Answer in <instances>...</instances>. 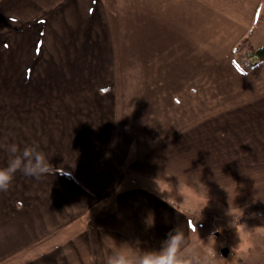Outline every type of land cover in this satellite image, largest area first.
<instances>
[{
	"label": "crops",
	"instance_id": "0c3cea01",
	"mask_svg": "<svg viewBox=\"0 0 264 264\" xmlns=\"http://www.w3.org/2000/svg\"><path fill=\"white\" fill-rule=\"evenodd\" d=\"M65 1L61 22L47 34L45 19H38L32 54L22 52L32 62L10 69L0 167L10 159L4 144H38L53 173L34 179L18 172L9 190L0 192V264H105L113 241L156 250L178 227L199 257L188 201L202 198L226 209L264 201V91H242V78L238 94L221 81L216 95L192 96L207 85L209 71L205 59L195 60L214 50L230 69L236 60L258 88L264 58L242 63L236 56L234 44L245 34L230 37L224 30L215 39L208 31L194 32L191 19L156 17L153 24L181 30L171 26L161 41L155 32L145 34L153 50L138 49L130 69L118 63L105 13H98L101 26L92 19L100 0ZM175 2L218 9L217 17L197 20L205 25L253 24L264 6V0ZM76 21L85 22L84 30L64 33L61 23ZM199 66L204 73L193 82Z\"/></svg>",
	"mask_w": 264,
	"mask_h": 264
},
{
	"label": "rangeland",
	"instance_id": "374dc122",
	"mask_svg": "<svg viewBox=\"0 0 264 264\" xmlns=\"http://www.w3.org/2000/svg\"><path fill=\"white\" fill-rule=\"evenodd\" d=\"M153 1L154 0H100V8L97 7V9L93 10L91 13L92 19L96 17L94 21H97L96 24L98 26H101L97 19L100 14L99 11L101 10L105 13V19L107 21L105 29L106 32L108 30L111 32L112 45L117 55L118 63L131 65L129 66L130 69L135 68L138 62L137 59L140 58L138 49L141 48L140 50L144 52V48H147V50L149 49L151 52L150 49L153 48L152 41L147 39L149 37L145 36V34L152 35V33L155 32L157 33L155 37L159 40L169 36V28L174 26V24L169 25L168 23L161 22L159 24H153L152 20L156 17H159L162 22H166L164 20L165 18L167 20H176L180 18L191 19L194 21L193 31L195 32L200 29L208 31L210 38L216 39L219 33L226 30L223 32L225 36L231 35L230 37H234L236 34H245L244 37H248L255 48L264 44V17L257 18L256 23L253 24L205 25L201 23L203 19L210 18L212 15L217 17L219 14L218 9L210 7L204 8L205 6H203V9L195 6L193 8H185L180 6L175 0H171V8H169L167 0H155L158 4L153 7ZM184 1L190 2V0ZM203 3L206 4L205 2ZM67 5L68 2L65 0H0L1 125L8 122L7 105L9 100V80L12 63L15 68L17 67L16 65L20 67L25 61L32 62V59L27 60L26 58L32 54L30 50L31 37L35 32L38 33V30L41 29V21L38 22V19H45V23L42 22V25H44L43 28H45L44 30L47 34L48 31H51V25L55 24V22H61L58 12L61 13L60 10L66 9ZM86 7V5H83L79 9H82L81 12H85ZM80 14L81 13H79V15ZM242 16L239 15V18ZM81 19H84V16H81ZM198 19L201 22L197 21ZM96 24L90 23L89 28L92 26V30H94L93 28L97 27ZM177 26V24L174 26L176 31L181 30L180 27ZM61 27L65 29L64 33L76 32L79 34L84 30L85 22L83 21L80 23L76 21L75 25L71 23H61ZM96 30H99V27L96 28ZM138 31L144 33V35H142V41L137 39ZM49 41L50 43L56 42L52 37ZM238 42L239 40L234 46ZM11 43H13V45ZM162 43L167 44L168 40H162ZM223 45L225 47V44ZM52 47L55 48V45ZM26 48L29 52L25 51ZM213 51L214 50L204 51L203 54L205 55L202 58L200 55L199 59L195 60V62L199 64L200 62L203 63V59H205V62L209 66V71L206 74L208 79L207 85L203 84L202 87L198 85L195 88V93H192V96L216 95L218 92L222 91V89L219 88L221 81L222 83L229 84L230 89H234L235 94H238V87H240L242 78H244L243 80L245 83L242 84V91L246 90L248 94H258L264 91V74L257 77L258 88H252L250 82H254V79L250 81L247 79L244 72L238 67V62L236 60L230 69L227 67L228 65L221 64L217 61L218 56L216 58V52ZM22 52H27L28 56L22 55ZM236 56L241 57L242 63L246 60L247 62L255 63V61L258 60L254 55L248 57L247 52L242 53L240 50L236 53ZM45 57L46 55L42 57V63ZM133 73L134 72L130 71V75ZM202 73L204 72H201V67H196L192 74V81L194 80L193 82H195L197 79L199 81L202 77ZM187 83L192 86L191 82H186V84ZM189 85L187 84L188 88ZM196 85L194 84V86ZM228 90L229 89H226V92ZM223 188L226 187H220L218 189L223 192ZM195 201L196 203L193 201H188L186 203V205L188 204V206L191 207V209L187 207L186 212L190 216L192 224L196 227L194 230H198L193 232V239H195L196 236L199 240L198 246H195L194 250H196V254H198L200 258H204V249L206 247L213 246L217 254V264H264V215L251 216L247 213V210L252 205L261 201L254 204L250 203L242 207H233L232 209H226L229 207L225 208L224 206L217 205L218 203L214 201H207L202 198H195ZM216 201L218 202L219 200ZM195 206L199 208V210H197Z\"/></svg>",
	"mask_w": 264,
	"mask_h": 264
},
{
	"label": "clouds",
	"instance_id": "9594fccd",
	"mask_svg": "<svg viewBox=\"0 0 264 264\" xmlns=\"http://www.w3.org/2000/svg\"><path fill=\"white\" fill-rule=\"evenodd\" d=\"M10 159L4 167H0V192H7L19 172L34 179H40L53 173L50 158L40 149L38 144L27 145L22 149L16 143L3 145ZM113 249L105 264H217V254L212 247L204 249V260L194 255L187 247L186 236L179 227L168 234L161 247L156 250L142 251L137 246L121 244L113 241Z\"/></svg>",
	"mask_w": 264,
	"mask_h": 264
},
{
	"label": "trees",
	"instance_id": "16d2710c",
	"mask_svg": "<svg viewBox=\"0 0 264 264\" xmlns=\"http://www.w3.org/2000/svg\"><path fill=\"white\" fill-rule=\"evenodd\" d=\"M264 17V6L261 15L259 18ZM242 51V53L247 52V56L256 55L259 60L264 58V44L259 47H254L249 41L248 37H244L239 40V42L234 46V51ZM241 63V62H240ZM247 213L251 216L264 215V201H261L255 205H252Z\"/></svg>",
	"mask_w": 264,
	"mask_h": 264
}]
</instances>
